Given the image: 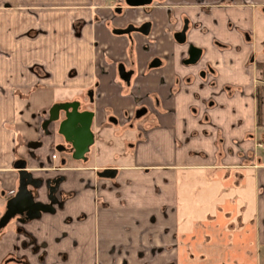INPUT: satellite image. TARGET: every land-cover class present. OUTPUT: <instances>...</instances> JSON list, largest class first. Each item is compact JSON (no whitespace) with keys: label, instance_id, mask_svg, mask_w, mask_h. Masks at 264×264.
Masks as SVG:
<instances>
[{"label":"crops","instance_id":"0c3cea01","mask_svg":"<svg viewBox=\"0 0 264 264\" xmlns=\"http://www.w3.org/2000/svg\"><path fill=\"white\" fill-rule=\"evenodd\" d=\"M55 102L91 112L78 157L47 118ZM258 143L264 0H0V215L20 169L44 205L0 226V264H175L199 236L254 264L240 261L264 250Z\"/></svg>","mask_w":264,"mask_h":264},{"label":"water","instance_id":"95a60500","mask_svg":"<svg viewBox=\"0 0 264 264\" xmlns=\"http://www.w3.org/2000/svg\"><path fill=\"white\" fill-rule=\"evenodd\" d=\"M151 0H125L127 4L136 5V4H146ZM136 29L142 32H146L147 28H142L140 26L128 27V28H116L115 32H127L130 29ZM183 33V31L179 32ZM182 36V35H181ZM174 38L177 41H182V37H177V34H174ZM200 53V49L196 46L189 45L188 46V56L185 59L187 62L194 61ZM118 74L119 76L127 80L130 74V70L124 69V66L119 63L118 64ZM66 106V110L64 111V117L59 120L57 131L63 135V137L69 141L72 145L73 151L72 156L78 157L85 150L86 145L90 142V132H89V123L91 118V112L87 109H78V104L76 102L71 103L68 106L67 103H54L50 107L49 111V119L56 120L58 118V108H64ZM69 107V108H68ZM20 167L24 166V162L21 161L19 164ZM113 171L112 168H104L102 174H107L108 171ZM28 181L37 182L29 177V172L26 169L19 170V184L15 193L8 197L6 200V207L3 213L0 215V226L3 225L8 218L13 215L15 212H22L23 209H26L27 213H36L38 207H43L44 205L34 202L31 199V193L26 188V183ZM53 187H50V191H52Z\"/></svg>","mask_w":264,"mask_h":264},{"label":"rangeland","instance_id":"374dc122","mask_svg":"<svg viewBox=\"0 0 264 264\" xmlns=\"http://www.w3.org/2000/svg\"><path fill=\"white\" fill-rule=\"evenodd\" d=\"M113 142L114 144L117 142L118 144L116 143V145H120L121 143H123V141H113ZM97 143H99V145L98 147L96 146L95 147L97 148V150H99V153H98L99 156L94 157V159L98 161L100 160L99 159L100 157L109 159L110 154L107 148L104 149L101 147L106 144V141H96L95 144ZM91 149L92 147L89 146V148L86 150L85 155L82 159H85V158L88 159L90 157ZM56 152L59 153L60 151L56 150ZM90 162H91V159H90ZM198 231L202 232V229H198ZM213 237L214 236L210 237L209 243L203 242L200 236L195 238L194 242L191 244L183 243L184 251H182V254L179 256L175 264H233V262H236V261H233L227 258V256L221 251L223 249V244L215 242L214 240L216 238H213ZM247 246H250V245L248 244ZM188 248H189V252L187 251ZM190 253H192V255ZM260 255L261 256L256 260L252 257H247V259H242L240 262L248 260L247 262H252L254 264H264V250L261 251Z\"/></svg>","mask_w":264,"mask_h":264},{"label":"flooded vegetation","instance_id":"af4514ba","mask_svg":"<svg viewBox=\"0 0 264 264\" xmlns=\"http://www.w3.org/2000/svg\"><path fill=\"white\" fill-rule=\"evenodd\" d=\"M116 7L118 8V9H120V4H117L116 5ZM148 24H149V22L148 21H143L142 23H140L139 25H133V24H131V23H128L125 27H123V28H128V27H134V26H140V27H142L143 29L144 28H147L148 27ZM132 29V28H131ZM131 29L129 30V31H131ZM186 29H187V20L186 19H183L182 20V23H181V26L179 27V29L177 30V31H175L174 32V34L176 35L177 34V37H182L183 36V40L182 41H179V42H185L186 41ZM129 31H127V32H129ZM182 32L183 31V33H179V32ZM147 32V31H146ZM145 32V33H146ZM182 35V36H181ZM177 40V39H176ZM189 45H192V44H189ZM194 46V45H193ZM199 55H200V53H199ZM199 55H198V57H199ZM187 56H188V52H187V55H186V57H184V59H183V61L184 62H186V63H193V62H195L197 59H198V57L194 60V61H192V62H187V61H185V59L187 58ZM201 73H202V71H201ZM154 102H156V101H154ZM55 103H63V102H55ZM69 108V107H68ZM66 110V106H64V108H58V118L56 119V120H51V119H49V120H51V121H57V125H58V122H59V120L60 119H62L63 117H64V111ZM49 111H50V108L48 109V116H47V118L49 117ZM146 113H148V108H147V106L145 105V104H143V103H138L137 104V106H136V110H135V115H137V116H140V115H144V114H146ZM65 139V138H64ZM64 142V141H63ZM65 143H66V139H65ZM61 147L62 148H66V146H64V145H61ZM53 156H54V154H53Z\"/></svg>","mask_w":264,"mask_h":264},{"label":"built area","instance_id":"2783aa9c","mask_svg":"<svg viewBox=\"0 0 264 264\" xmlns=\"http://www.w3.org/2000/svg\"><path fill=\"white\" fill-rule=\"evenodd\" d=\"M258 144H260V145L264 146V143H258Z\"/></svg>","mask_w":264,"mask_h":264}]
</instances>
